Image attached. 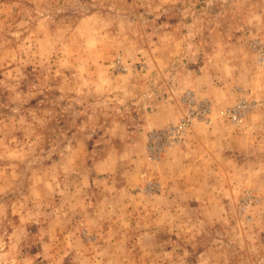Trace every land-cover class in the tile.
Returning a JSON list of instances; mask_svg holds the SVG:
<instances>
[{"label": "rangeland", "instance_id": "1", "mask_svg": "<svg viewBox=\"0 0 264 264\" xmlns=\"http://www.w3.org/2000/svg\"><path fill=\"white\" fill-rule=\"evenodd\" d=\"M0 264H264V0H0Z\"/></svg>", "mask_w": 264, "mask_h": 264}]
</instances>
